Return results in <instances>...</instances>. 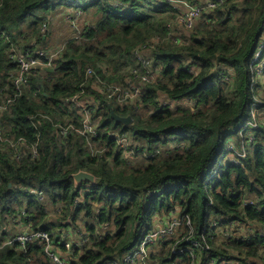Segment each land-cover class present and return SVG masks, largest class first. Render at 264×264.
I'll use <instances>...</instances> for the list:
<instances>
[{
    "label": "trees",
    "instance_id": "16d2710c",
    "mask_svg": "<svg viewBox=\"0 0 264 264\" xmlns=\"http://www.w3.org/2000/svg\"><path fill=\"white\" fill-rule=\"evenodd\" d=\"M62 9H81L94 22L80 38L68 41L54 71L30 79L4 115L8 134L39 139L40 157L15 160L0 140V231L24 205L31 223L50 233L82 220L90 240L71 264H103L131 250L154 227L156 215L179 207L190 216L197 237L215 232L209 220L233 233L220 243L210 241L198 264L211 259L214 264H264V235L245 239L232 227L247 222L264 231V82L256 77L253 59L264 31V0H225L213 15H204L214 26L200 22L188 33V43L166 41L154 49L151 60L161 68L162 79L145 88L137 108L100 95L90 76L84 86L101 104L95 116L101 132L93 141L108 147L101 155H92L81 135L64 142L51 119L62 124L74 115L77 120L63 99L81 89L87 68L103 75L106 67L113 74L108 80L120 81L138 67L134 48L164 36L175 13L164 0H0V88L16 68L11 48L33 52L43 45L45 28ZM224 66L235 69L232 81L214 74ZM162 96L192 99L196 107L172 109L161 103ZM111 108L131 115L133 122H116ZM253 121L255 126L249 124ZM116 131L128 132L133 157L116 148L111 138ZM80 170L93 173L97 182L76 187L72 175ZM150 191L156 192L148 196ZM47 205L60 206L59 217L48 218ZM184 245L165 243L152 254L153 264L178 259L191 264L188 251H172ZM0 264L52 263L42 247L31 244L27 253L0 249Z\"/></svg>",
    "mask_w": 264,
    "mask_h": 264
},
{
    "label": "built area",
    "instance_id": "2783aa9c",
    "mask_svg": "<svg viewBox=\"0 0 264 264\" xmlns=\"http://www.w3.org/2000/svg\"><path fill=\"white\" fill-rule=\"evenodd\" d=\"M164 1L172 6L175 13L174 19L169 21L168 30L164 36H153L145 43L134 48L133 55L137 59L138 67L130 69L120 81L108 80V77L113 74L106 67L103 68V75L98 74L91 67L87 68L86 79L81 89L63 99V105L69 111L75 112L78 119L70 117L69 120L67 119L65 123L61 124L49 116L42 115L45 118H50L54 125L59 128L64 142L71 135L77 134L86 139L92 155H101L107 151L108 147L99 148L93 141L101 132L98 126L99 122L95 117L101 104L99 100L88 94L86 86H84L90 76H94L93 80L89 81L92 82L91 87L100 95L114 100L120 106L134 104L137 108L142 101L145 88L149 84L162 79L161 68L154 66L151 60L154 49L166 41L176 45L188 43L190 40L188 33L200 22L206 21L214 26V20L204 18V15H213V11L225 2V0ZM72 12L74 13L66 16V20L70 22L73 30L72 35L64 40L59 48L46 50L38 47L36 51L32 52L13 46L10 50L9 58L15 63L16 68L9 72L8 83L0 88V140L7 145L11 157L15 160H22L27 156L33 160L38 159L40 157L39 139L31 142L25 137L16 138L14 135L8 134L4 124V115L12 106L15 96L22 94L24 89L29 86L30 79L37 75L46 76V71L54 68L57 58L64 53L68 41L80 38L82 29L91 25L88 21H81L84 14L83 10L73 9ZM253 59L257 64L256 77L264 82V31ZM234 70V68L224 66L213 69V72L224 81H232L234 79L232 75L235 74ZM160 101L164 106L172 109L185 106L193 110L196 107V101L192 99L174 100L162 96ZM253 116L255 117V114ZM249 124L256 125L255 121ZM111 138L114 140L116 148L123 155L129 157L135 155V149L131 145L128 132H112ZM29 191L42 198L40 191L36 189H29ZM155 192L150 191L148 196L153 195ZM83 196L84 191L75 199V208L82 202ZM60 212V206L47 205L45 208L48 218L59 217ZM209 222L216 227L215 232H202L200 237H197L190 216L182 214L179 207L168 213L156 215L154 227L147 231L131 250L121 257L108 258L103 264H153L152 254H156L165 243L173 240L176 244H185L182 247L173 248V253L182 254L188 251L191 264H198L204 252L211 249V242L225 241L233 235L231 230H225L219 222L214 220H209ZM232 227L235 231L240 232L245 239L264 235L262 229L247 222H235ZM84 229V227H79L77 224L59 228L50 233L40 225L35 227L31 223L27 205H24L8 217L2 227L0 231V249L8 247L17 249L21 253H27L29 252V246L34 244L42 247L52 264H71L73 260L84 253L85 246L90 240L89 233ZM182 262L183 259H178L171 264H182ZM154 264H158V262ZM208 264H214V261L211 259ZM237 264L244 263L239 262Z\"/></svg>",
    "mask_w": 264,
    "mask_h": 264
},
{
    "label": "rangeland",
    "instance_id": "374dc122",
    "mask_svg": "<svg viewBox=\"0 0 264 264\" xmlns=\"http://www.w3.org/2000/svg\"><path fill=\"white\" fill-rule=\"evenodd\" d=\"M72 11H73V9H62L61 11H59L55 15L54 19L52 20L53 21L52 24L57 25V27L55 26V28H53L52 30L50 29V31H48V37H47L45 43L40 46L41 48L46 49V50L59 48L61 46L62 42L72 35V32H73L72 27L70 25V22L66 20V16L68 14L74 13ZM89 18L90 17L84 13L82 18H81V21H88L89 22L90 21ZM90 19H92V18H90ZM93 22L90 21L91 25L93 24ZM48 29H49V27H48ZM181 33H184V32H181ZM81 222L82 221H79L78 225H79V227L83 228L84 223L83 222L81 223ZM84 230H86V229H84ZM217 243H220V242H217Z\"/></svg>",
    "mask_w": 264,
    "mask_h": 264
},
{
    "label": "water",
    "instance_id": "95a60500",
    "mask_svg": "<svg viewBox=\"0 0 264 264\" xmlns=\"http://www.w3.org/2000/svg\"><path fill=\"white\" fill-rule=\"evenodd\" d=\"M54 69L55 68H51L49 70L54 71ZM111 112H112V117L115 119L116 122H122L125 125H129L133 122V118L131 115L125 117L118 115L113 108H111ZM72 177L74 179V183L76 187L81 185L83 182H89L91 184H95L97 182V177L93 173L85 170H80L77 173H74Z\"/></svg>",
    "mask_w": 264,
    "mask_h": 264
},
{
    "label": "crops",
    "instance_id": "0c3cea01",
    "mask_svg": "<svg viewBox=\"0 0 264 264\" xmlns=\"http://www.w3.org/2000/svg\"><path fill=\"white\" fill-rule=\"evenodd\" d=\"M56 14H57V13H56ZM56 14H55V15H56ZM55 15L52 16L51 21L54 19ZM90 18H91V17H90ZM90 18H89V20H90L91 22H93L94 20H93V19H90ZM90 21H89V22H90ZM52 22H53V21H52ZM55 26L57 27V25H55V24H52L51 26H49V29L47 28L48 31H50V29L52 30L53 28H55ZM37 48H38V47H37ZM37 48H36V49H37ZM36 49H35L34 51H36ZM71 115H73V114H71ZM69 118H70V117H69ZM73 118H74V115H73ZM68 120H69V119H68ZM79 221H82V220H78V223H79ZM82 222H83V221H82ZM82 222H81V223H82ZM78 223H77V224H78ZM83 223H84V222H83Z\"/></svg>",
    "mask_w": 264,
    "mask_h": 264
}]
</instances>
